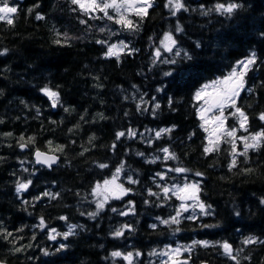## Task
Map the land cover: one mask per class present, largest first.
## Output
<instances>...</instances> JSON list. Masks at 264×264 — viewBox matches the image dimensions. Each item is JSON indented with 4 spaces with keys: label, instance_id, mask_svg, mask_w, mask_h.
I'll return each instance as SVG.
<instances>
[{
    "label": "trees",
    "instance_id": "obj_1",
    "mask_svg": "<svg viewBox=\"0 0 264 264\" xmlns=\"http://www.w3.org/2000/svg\"><path fill=\"white\" fill-rule=\"evenodd\" d=\"M8 2L18 12L12 14L13 24L0 21V52L7 49L0 55V259L10 264H128L123 255L132 252V264H162V258L152 253L178 240L214 245L197 244L191 253L183 252L181 260L191 257L188 264H235L219 247L224 241L234 250L243 248L240 264H264V244H242L248 236L264 240V145L250 150L247 160L238 157L237 167L229 170L231 145L221 143L220 151L205 155L207 133L193 107L197 89L228 75L251 51L264 61V0H184L188 10L175 16L165 7L167 0H155L143 21L134 18L141 25L138 31L124 30L106 18L89 19L73 11L76 6L70 0ZM232 2L242 7L231 17L215 11L202 14L217 3ZM37 13L44 19L37 20ZM96 15L103 17V13ZM82 19L87 24L80 23ZM178 23L183 28L179 33L175 32ZM57 32L67 33L69 41L54 43ZM165 32L177 40L180 56L167 54L176 64L154 56ZM97 40L124 41L138 51L131 55L125 51L119 60L108 58L104 55L107 45ZM185 52L191 60L184 58ZM246 81L253 91H243L237 104L247 112L248 129L254 133L264 129V121L258 119L264 111V63L250 71ZM45 86L59 91L57 107L41 92ZM141 96L149 102L142 109L149 111H137ZM155 102L161 107L153 116ZM173 125L170 134L154 139L155 130ZM129 128L136 137L126 135L117 141L116 133ZM21 136L25 141L32 138L27 150L19 147ZM61 145L63 151H55ZM163 147H169L178 159L163 160L159 151ZM37 149L57 153L60 162L52 168L40 166L33 156ZM156 156L161 159L147 162ZM101 163L108 167L100 168ZM121 163L139 183L123 198L110 199L95 217L89 216L97 211L93 187ZM175 167L190 171H170L165 180L155 177ZM192 178L199 179L200 199L211 205V214L186 219L192 214L185 212L178 225L162 224L161 220L176 214L179 201L171 193L164 199L157 184L169 186ZM18 179L32 180L19 194ZM148 189L160 198L150 196ZM45 191L59 196L51 199L43 196ZM129 201L133 211L120 215L128 210ZM41 218L44 228L38 227ZM125 224L132 225V230L114 237L112 233ZM73 225L74 234L67 239L49 238L51 229L64 233ZM3 229L12 236L5 239ZM61 244L66 247L61 249ZM21 246L22 251H15ZM114 251L123 255L113 257Z\"/></svg>",
    "mask_w": 264,
    "mask_h": 264
},
{
    "label": "snow or ice",
    "instance_id": "obj_2",
    "mask_svg": "<svg viewBox=\"0 0 264 264\" xmlns=\"http://www.w3.org/2000/svg\"><path fill=\"white\" fill-rule=\"evenodd\" d=\"M70 3L74 6L73 11L79 10L84 16H87L89 19H102L106 18L108 21H112L114 24L119 25L122 29L127 31H138L140 29V23L134 21L131 17L135 16L138 17L140 21H143L149 15V9H151L154 4L155 0H70ZM0 21H6L7 24H13L12 14L18 12V8L16 6H10L8 0H0ZM166 8H169L171 15L175 16L181 10L187 11V7L185 6L184 0H167L165 4ZM203 7V6H201ZM242 5L239 3H217L214 6V9H208L203 11V15H208L209 12L215 11L222 15H231ZM111 13L114 14H110ZM31 11V9L29 10ZM96 13H103V17L97 16ZM37 20L44 19V16L37 13L36 15ZM80 23L87 24V20H81ZM101 32L105 31L104 28L99 29ZM183 28L177 24L175 28V32L179 33L182 32ZM57 39L54 43L58 45L66 44L70 37H68L67 33H56ZM264 35V33H262ZM62 37V38H61ZM96 43L107 45V50L105 51V57L111 58L115 57L119 60L120 55L127 51L128 55L133 54L134 52L138 51L135 48L129 46L128 43L124 41H120L119 43H112L109 44L106 40H97ZM161 47L164 51L173 52V49L176 47L177 40L173 36L171 32H165L163 35V39L160 41ZM199 47V43L196 45ZM7 52V49H4L3 52H0V55H3ZM176 56H180V51L177 50L175 52ZM154 56L156 59H159L161 56V48H157L155 50ZM184 58L191 60L192 57L188 55L187 52L184 53ZM165 63L176 64L177 61L175 59L165 60ZM155 63V59L153 60ZM260 63H264V61H260L257 53L255 51H251L250 54L236 62V65L232 67L231 71L228 75L218 78L216 80H212L208 83L203 84L193 95V100L195 101L193 107L197 109V113L199 119L202 121L201 127L204 129L208 136L206 137L207 143L204 146V154L208 155L213 152L220 151L221 143H227L231 145V161L229 163V170L232 168L237 167L238 165V157L243 156L247 160L249 151H256L264 145V129H261L257 132H249L248 123H249V116L247 112L240 106H238L237 101L240 98V94L243 91L252 92L253 89L247 86L246 77L250 71H253L254 68H258ZM166 76L172 75L171 72L164 73ZM157 91H162V89H157ZM41 92L48 97L51 101L52 107H57L60 104V93L57 90H53L48 86L41 88ZM127 98V97H126ZM152 101H155V97L151 98ZM148 101H145L143 96L140 97V101L137 103V111H149L148 107H143L142 105L148 104ZM172 106V100L169 98V107ZM161 105L158 102L152 104L151 113L153 116L156 115V111L160 109ZM231 108L232 111L225 115L226 109ZM67 111V109H65ZM39 113V109H37ZM127 115V113H126ZM235 117L237 120L238 127H229L227 125L228 117ZM258 119L264 121V111L260 112L258 115ZM2 122V121H0ZM175 128V125L169 128H162L159 130L154 131V139H160L162 136L170 134ZM71 131V130H70ZM152 131V130H150ZM238 131L247 133V135H237ZM7 135H11L8 133ZM136 137L137 133L135 130L129 128L127 132L120 131L116 133V140L119 141L122 137ZM143 136V133L140 134ZM19 147L23 150L28 147L29 143L32 142V138H29L28 141H25L23 136L20 137ZM242 143L243 150H238L237 142ZM51 141H49V145H51ZM149 144L152 143L151 140L148 141ZM64 146H57L55 151L62 152ZM116 143L112 144V149L115 150ZM87 151V149H85ZM162 152L163 160H176L178 157L172 151H170L169 147H163L159 150ZM83 154V153H81ZM139 156H144V153H137ZM36 163L43 164L45 166L51 167L53 164H56L59 161V156L57 155H48L47 153H42L38 149L35 152ZM161 157L156 156L153 159L147 161L149 163H155L157 160H160ZM23 163V161L21 162ZM100 168L108 167L107 164H99ZM124 168V164L121 163L119 167L116 168L115 173L111 177V179H106L103 183H96L92 189V195L96 197V209L95 212L88 213L89 216L95 217L98 215L100 210L105 208V205L110 199H121L124 196L128 195L132 189L126 188L122 183H117L119 174L122 172ZM27 171V169H24ZM170 171H174L176 173H186L190 171L185 167H175L169 168L165 172H157L155 173V177H158L160 180H165L167 177V173ZM246 172H251V169H245ZM196 176L202 177L203 173L196 172ZM154 177V180H155ZM129 184H136L139 183L138 180L133 179L131 176L128 177ZM32 184V180L21 181L17 180L16 183V192L19 194L21 192L26 191L29 186ZM157 187L160 188L161 192L163 193L164 199H169V193L176 196L180 201L181 204L176 211V214L169 219H163L160 222L165 225L169 224H179L180 218L182 217L183 213L188 212L189 208L193 209V214L186 217V219H196L197 214L195 213V209H199L200 214L209 215V209L211 205H206L200 199V193L202 191L200 182H192L188 183L185 182L182 186L178 184H173L172 186H164L157 184ZM148 194L150 196H156L157 199L160 198V194L157 192H153L151 189H148ZM43 196L50 197L51 199H56L59 196V193H50L45 191ZM39 199V197H37ZM191 201L192 203H188ZM27 203V201H24ZM148 203V201H145ZM261 204H264V199H261ZM134 205L132 201H129V208L127 211L121 212L120 215H128L130 212L133 211ZM113 212L117 211L115 208L112 209ZM239 215V212L236 213ZM61 219H67L66 217H61ZM45 221L43 218L40 219V224L38 227L44 228ZM75 225L70 226L68 231L64 233H56V230L53 228L51 229V233H56L55 235L50 233L49 238L55 240L57 235L62 236L64 239H67L70 235L74 234ZM152 228H156L155 224L150 225ZM125 230L131 231L132 225L125 224L122 227L116 229L112 235L114 237H121L124 235ZM180 229L177 228L176 231ZM19 231V230H18ZM5 233L4 238L7 239L8 237L12 236V233L7 231V229H3ZM197 244L203 247L214 246L210 245L208 241H194L192 245H189L183 248L184 252L191 253L192 248H194ZM242 244L246 247L248 245L253 244H264V240L260 239L256 236H248L245 237L242 241ZM30 247V245H29ZM66 245L61 244L60 248H65ZM219 247L223 250L225 256H227L230 260L234 261L235 264H240V259H238V255L243 252V248L240 249H233L232 244L228 243L227 241L221 242ZM23 250V246L18 247L15 251L20 252ZM235 251L236 254H233ZM47 254V252H45ZM153 255H162L168 257V260L163 261L162 264H188V261L191 259L189 256L185 260H179L178 257L181 254V248H168V250L156 253L153 252ZM113 257H120L123 254L119 251H114L111 253ZM137 256L140 253H136ZM123 258L128 261V264H132L133 253L128 252L126 255H123ZM245 260H250V256H245Z\"/></svg>",
    "mask_w": 264,
    "mask_h": 264
},
{
    "label": "rangeland",
    "instance_id": "obj_3",
    "mask_svg": "<svg viewBox=\"0 0 264 264\" xmlns=\"http://www.w3.org/2000/svg\"><path fill=\"white\" fill-rule=\"evenodd\" d=\"M1 6H2V5H1ZM10 6H12V5H10ZM110 14H114V13H111V10H110ZM131 18L134 20V18L136 19L137 17L132 16ZM119 42H120V41L115 42V43H119ZM160 48H161V56H160V59H164V60H168V59H169V57L167 56L168 53L171 54V55H173V56H175V52L177 51V45H176V47L173 49V52H167V51H164V50L162 49L161 46H160ZM231 111H232L231 108L226 109V111H225V115L227 116L228 113L231 112ZM227 125H228L229 127H233V126L238 127V124H237V120H236V118H235V117H231V116H229V117H228V120H227ZM237 135H246V133H241V132L238 131ZM207 136H208V133H207ZM237 144H238V147H239V146H242V147H243L242 143H240L239 141L237 142ZM114 173H115V172H114ZM114 173H113V174H114ZM113 174H112L109 178H107V179H111V177L113 176ZM129 176H131L133 179L136 180V178H135V176L133 175L132 171H131L130 169H128V168H125V166H124L122 172L119 174V177H118L117 183H122V184L124 185V187H126V188H131L132 191H133V188H134L133 184H129V183H128V177H129ZM185 182H188V183L199 182V179H197V178H192L191 180H188V181H183V182L177 181V182H174V183L170 184L169 187L172 186L173 184H178V185H181V186H182ZM101 183H103V182H101ZM132 191H131V192H132ZM175 197H176V196H175ZM176 199H177V201H179V205H180V204H181V201H180L177 197H176ZM188 203L191 204L192 202L189 201ZM211 211H212V210H211V208H210V209H209V212H211ZM188 213L193 214V209H192V208H189ZM195 213H196L197 215H201V214L199 213V209H195ZM187 246H189V245H188V244H183L181 241L176 240V241H174V242H170V243L166 244V245L160 250V252L166 251V250H168V248H173V249H174V248L180 247V248H181V254H180L178 257H176V258L179 259V260H181V255H182V253L184 252V251H183V248H185V247H187ZM160 252H159V253H160ZM159 256L162 258L163 261L168 260V257H166V256H162V255H159Z\"/></svg>",
    "mask_w": 264,
    "mask_h": 264
},
{
    "label": "water",
    "instance_id": "obj_4",
    "mask_svg": "<svg viewBox=\"0 0 264 264\" xmlns=\"http://www.w3.org/2000/svg\"><path fill=\"white\" fill-rule=\"evenodd\" d=\"M28 148L26 147L25 148V150H27ZM40 152H42V153H47L48 155H57V156H59V161H60V155H58V154H56V153H54V152H48V151H45V150H39ZM36 152V151H35ZM34 157H35V153H34ZM35 159H36V157H35ZM58 161V162H59ZM58 162L56 163V164H58ZM56 164H53V165H56ZM41 165H43V164H41ZM52 165V166H53ZM45 166V165H44ZM51 166V167H52ZM48 167V166H47ZM51 167H49V168H51ZM0 264H10V263H8V262H6V261H4V260H2V259H0ZM203 264H212V263H210V262H205V263H203Z\"/></svg>",
    "mask_w": 264,
    "mask_h": 264
}]
</instances>
